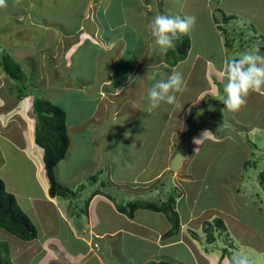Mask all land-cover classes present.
<instances>
[{
	"label": "rangeland",
	"instance_id": "374dc122",
	"mask_svg": "<svg viewBox=\"0 0 264 264\" xmlns=\"http://www.w3.org/2000/svg\"><path fill=\"white\" fill-rule=\"evenodd\" d=\"M38 1L43 5L36 4ZM69 1L66 0V5ZM77 1L88 2V7L74 10L64 7V4L57 5L56 2L44 10L43 6L48 0H6V6L0 7V63L5 64L12 60L7 59V56L11 55L25 73V85L40 94V98L53 102L66 112L70 146L65 159L56 167L55 177L60 185L77 192L71 205L60 198V204L65 206L69 218L78 229L77 232L86 227L90 217L95 219V209L100 207L99 203L104 202L101 198L89 202L96 189L98 191L100 188L104 192L103 196H111V193H114L113 201L117 204L116 207L127 205L131 201H165L169 196L176 195L178 190L182 198L177 199V211L184 228L193 227L188 230H196L194 228H201L214 216H219L224 221L228 233L223 234V238L217 237L216 243L208 249L216 248L218 254L226 256H230L233 251H244L252 260V264H264V183L260 175L264 171V125L254 133L242 130L239 124L243 122V118H240L239 124L234 122V112L226 111L223 105V94L217 105H214L213 99L217 100L219 95H216L220 91L218 85L215 87L211 84L210 79L216 84L218 82L214 73L206 72L203 60H199L191 69L192 61L197 55L211 60L219 69L222 68L225 58L237 59L241 53L253 46L259 54L264 55V0H111V6L113 2L124 3L121 10L118 7L106 9L107 18L112 24H102V14L101 20L97 18L100 7L107 8L110 0ZM76 11L87 12L85 20L88 19V22L85 26L88 30L93 26L104 27L105 33L101 29L104 41L121 37L124 43L127 42L126 46L123 43L121 52L117 49L120 46L113 51H106L103 44L97 46L87 41L72 52L75 48L73 46H76L72 45L74 40L78 42L80 38L79 31L71 35H75L73 38H67L63 36L65 34L62 30L71 32L82 25L81 18L75 16ZM156 14L196 17L195 26L186 35L190 41L188 56L175 67L173 63L180 57L179 53L174 48L162 53L146 30L147 23ZM59 17H63L64 21L68 20V24ZM115 20L123 24L115 25ZM56 25L61 28L55 31L48 28ZM112 26H115L114 30L109 31ZM68 50H71L70 53ZM114 59L115 65L112 64ZM152 65L154 67L149 72ZM173 70L180 71L187 83L186 90L177 94L179 102L195 103L204 90L201 103L207 105L201 110L197 107L199 104L194 106V110L188 111L187 118L184 116L182 122L180 119H168L169 113L175 109L174 105L162 103L157 108L160 111L158 117L153 116L156 109L148 111V90L156 80L166 79ZM111 72L116 79L114 83L128 80V83L133 85L125 90L131 97L122 93L110 106V115L98 121L95 114L100 106L98 92L102 80L108 78ZM207 81L212 89L208 88L210 85ZM14 82L17 83L16 80L0 73V83L5 86L0 94L5 91L6 96L16 100V96L23 92L16 91ZM114 86L115 84L112 87ZM221 86L223 87V82ZM112 87L105 86L101 90L109 91ZM256 97H259L256 92L251 93L247 103H251ZM208 99L212 102L206 104ZM27 103L29 104L28 101ZM261 104L264 106V101H261ZM213 108L218 111H213ZM25 112L20 110L13 115L7 114L3 117L6 119L4 123L15 120L17 127L27 136L33 137L36 118L32 111H29L32 124L28 129L22 123V120L30 121L28 112ZM217 114L222 116V123L228 124L218 126L214 137L206 138L193 152L191 150V155L178 172L162 173L164 165L170 162L165 142L170 130L174 129L170 126H176L174 130L178 135L182 124L184 133L192 131L195 138H200L201 130L190 131L192 116L193 124L198 121L206 123L207 129L212 133L213 117ZM244 114L245 108L238 113L239 116ZM259 115L261 123H264V109ZM187 120L190 121L188 124ZM169 122L171 124L168 127ZM162 127L167 129L163 131ZM18 133L13 130V134ZM15 148L5 149L4 154L11 167H14L2 171L0 177L5 178L8 185H15L18 192H22L24 197L21 199L25 203L23 206L36 216L33 217V213L30 215L24 211L39 233L54 231L57 211H52L49 207L44 210L43 205L35 208L27 201L29 194L37 193L32 178L34 169L25 159L20 161V152L15 151ZM197 148L198 152L195 151ZM1 157L0 153V165ZM110 176L113 179H110ZM150 179L151 182L144 184ZM123 180L125 183H121ZM115 182L121 183L120 187L115 186ZM145 185L149 186L150 190L157 187V191H137ZM106 207H103V212L108 215L110 210ZM87 211L88 216L85 215ZM150 211L143 210L141 214L146 217L152 214ZM191 216L196 218L185 225V221ZM155 217H160L165 227H169L170 220L164 213ZM103 227L111 228L108 223H104ZM100 228L102 229L101 226ZM171 229L170 223L169 230ZM208 229L212 230L210 224ZM198 231L202 238H195L198 241L204 240L207 245L209 242H206L203 229ZM184 233L191 240V236L195 234H189L186 229ZM64 237L68 240L65 233ZM110 237L103 240L102 244L101 240L95 241L98 249L101 245L104 250L105 247L108 248L104 258H113L110 264L119 262L114 257L135 258L140 250L152 251L154 248L153 244L141 242L126 234H120L114 241H111ZM0 241L6 244L3 253L12 264L21 262L19 259H13L16 252L20 254L25 250L23 253L28 255L35 253L37 245L43 242L41 240L38 244L26 246L29 242L1 229ZM74 246L77 247L75 241ZM191 246V243H182L178 247L167 249V253L177 249L182 254V261L187 264L192 262L187 251ZM57 248H53L57 256L65 258L61 262L71 264L68 259L72 257V249L68 241L62 246L57 243ZM82 249L81 246V252ZM22 256L16 255L17 258ZM43 256L44 253L36 254L34 262H38ZM169 256L162 260L180 264L172 262ZM46 261L44 264H48ZM50 264L59 262L50 261Z\"/></svg>",
	"mask_w": 264,
	"mask_h": 264
},
{
	"label": "crops",
	"instance_id": "0c3cea01",
	"mask_svg": "<svg viewBox=\"0 0 264 264\" xmlns=\"http://www.w3.org/2000/svg\"><path fill=\"white\" fill-rule=\"evenodd\" d=\"M73 1L78 2L77 0H73ZM69 2H71V0ZM62 3H66V0H58L57 5H60ZM87 3L88 2L82 3V1H80L79 5L80 6L83 5L84 7H88ZM123 6H124L123 2L122 3H114L113 2L112 6H111V0H110V4L107 8H104L103 6L100 7V9L98 10L97 18L100 19L104 16V19H103L104 22L101 21V23L102 24H112L111 22H109V20L107 18L106 9H109L111 7H114V8L118 7L121 10V8ZM101 14L103 16H101ZM83 15L85 17L84 13H83ZM86 16H88V15L86 14ZM51 18L52 17H50L49 20H51ZM80 23L85 26V24L87 22L83 21V19H81ZM113 24L121 25L123 23L120 24L119 20H115V22L113 21ZM82 25H80L79 29L82 28ZM114 28H115V26H112V28L109 31H113ZM101 29L105 33L106 28H104V27H92L90 30H88L85 26V30H86V33L88 35V39L90 40V42L94 45H97V46L100 43L103 44L104 48H105L104 50H106V51H113L115 48L120 46L117 49L119 52H121L122 47H123V43H124V39L122 38V40H121V37H117L116 40H112V41L105 40L104 41V39L102 38V34H101L102 30ZM85 39L86 38H83L80 41V43L77 45V47H75V49H78L80 47V45L83 44ZM124 44L126 46L127 42H125ZM67 58H69V57H67ZM116 59H114L112 61V62H114V63H112L113 65H115ZM199 60H203V63L205 64L206 72L214 73V78L218 79L217 84L212 79H210L211 84H213L215 87L218 85L219 89H220V91L216 95V96L219 95L217 100L213 99L214 105H217L216 103H218L220 101L222 94L224 95L223 87L221 86V84L223 82V78L220 75V69L215 67L211 60L206 59L200 55H197L196 58L192 61L191 69L195 65L198 64ZM226 60L227 59L225 58L224 62ZM180 62H182V61H180ZM180 62H178V63H180ZM224 62H223V64H224ZM115 80L116 79H115L114 73H112V72L108 78L105 77L102 80L101 89L105 88V86H111L112 87L113 84H115V86L112 87L111 90H109V91H106L105 89L104 90L100 89V91L98 92V95H99L98 99L100 101V106L98 108V112L95 113L98 121L105 118V117H108L110 115V114H108L110 111V106L116 101V99L122 93H126V95H128L129 98L131 97V95L129 93L125 92V90L132 87L133 85L132 84L130 85V82L128 83V80L114 83ZM207 82L210 85V82L209 81H207ZM0 84L2 85V87H0V92H2V89L5 86L2 83H0ZM208 88L212 89L211 85ZM203 93H204V90L201 91V94H199V96L197 97L198 100L195 101V103L193 101H189V102H183L182 101L180 103V105H181L180 107L175 106V109L169 113L170 116L168 119H170V120H176V119L179 120L180 119L179 121L182 122V118L184 119V116L186 118L188 111H191L194 108V106L199 104L197 106L198 109L201 110L202 108H205L207 105H205L203 102L201 103ZM257 94L259 95V97H256L255 100H252L251 103H246V105L243 107V108H245V114L243 116L238 115L240 110L238 112H234V117L236 119L234 122L239 124L240 118H243L242 119L243 122L241 124H239L241 126V129L246 130V131H251L253 133L255 131H257L260 126L262 127L264 125V123H261L262 121L259 119V116H260L259 112L264 109V106H262V104H261V101H264L263 100L264 95H262L260 93H257ZM261 97H263V99ZM210 99H212V98H210ZM27 101L29 102V104L27 103ZM24 102H25V104H24ZM210 102H212V101H209V99H208L206 101V104L207 103L209 104ZM260 105H261V108H260ZM178 108H179V111H177ZM242 109H241V111H242ZM20 110L23 112L26 111V112H28V114H29V111H32V113H33L32 97L23 98L21 101H18L17 99L13 100L12 97L8 98L5 95V91H3L2 94H0V120H1L0 121V153L2 155L1 165H0V175H1L2 171H7L8 169H11L14 167V165H12V167H11V164L9 163L6 155L4 154L5 149L6 148H13L14 149V147L18 148V150L15 148V151L20 152V155H21L20 161L25 159V162L26 163L29 162L34 169V175L32 178L36 184V191L38 194L37 193L29 194L26 197L27 201L29 203H31L35 208L39 207L40 205H43L44 210L48 209V207L50 209H52V211L56 210L57 211L56 216L58 217L56 221L58 222V220H60V222H58V223L56 222L54 231L48 230V231H44L43 233H39V237L37 240H35L33 242L26 243V246H29L31 244H38V242H40L41 240L43 241L42 243L37 245L38 247L36 248L37 250L35 251V253L28 255V254L23 253L25 251L24 250L20 254H18V252H16L17 254L13 255V259L16 258L17 260L18 259L21 260V262H19V264H33V263L44 264V262L46 260H47L46 262H48V264H50V261L54 262V263L59 262V264H66V262H64V263L61 262V260H65V258L57 256V252H56V250L54 251L53 248L58 249L57 243L60 246H62L64 244H66L67 241H68V244L70 245V247L72 249V252L70 253L72 255V257L70 258V260L68 259V261L71 262V264H110L113 261V258H111V259H105L104 258V253L108 248L105 247V250H104L103 246L101 245V247L98 249L97 243L95 241L101 240L102 241L101 244H102L103 240H105L109 236H111L110 237L111 241H114L115 238L117 236H119L120 234H126L132 238H136V239L140 240L141 242L153 244L154 248L152 249V251L150 249H148V251H146V249L143 251L140 250L139 254H137L138 256L135 258L134 257L133 258H131V257H129V258L114 257V259H116L117 261L120 262V263L114 262L116 264H122V263H125V264H151L153 262L159 263L161 261H164L162 259H166L169 255H170L169 257L172 260V262H174V263L180 262V264H185V262L182 261L183 260L182 254H180L177 249H173L172 252L169 251V253H167V249L173 248V247H178V246L182 245V243H191L192 244V246L188 248L189 250L187 249V251L189 252L188 256L191 257L192 262H189L187 264H190V263H192V264H224V258H222L221 254H218L216 252V250H217L216 248H215V250L208 249L212 245H209V246L205 245L203 240L202 241H197V240L193 241V240L189 239L185 235L184 230L181 232V234L179 236L164 239L163 235L170 229V223H169V227H165V225L161 222L160 217H155V216L160 215V212L147 210V211L152 212V214L146 215V217H144V216H142L141 212L145 209H140V210L136 211L134 218H129L128 216H126L125 214L121 213L118 210V207H116L117 204L113 201V199H109L108 197L103 196V195H98V197L94 200V201H97L99 198L104 200V202L99 203L100 207H97L95 209V215H94L95 219L92 220V218L90 217L86 227H84V229H82V231L79 229V233H78L77 232L78 229L75 228L71 218H69L67 211L65 209V206L63 204H60V200H58L57 198H51L49 195V184H48V179L46 177V171L44 168V159H43L44 158V150L36 144L35 136L34 135H33V137H31V135L27 136V134H25L21 128H19L15 125V122H16L15 120L12 121L11 123H6V124L4 123V121L6 120V119H3L4 116H6L7 114L13 115L15 112L19 113ZM100 111H102L103 113H101ZM213 111H218V109L213 108ZM159 112L160 111L156 109V114H153V116L158 117ZM115 115H117V114L115 113ZM18 116L20 118V115H18ZM28 116H29L30 121L26 122L25 120H22V123H24L23 125L29 129L31 124H32V117L30 116V114ZM192 118H193V116H192ZM192 118H191V123H190V127H191L190 130L195 129L197 127H200L201 130H208L209 131V129H206V127H204V123H202L201 121H198L197 124H193ZM213 118H214V120H213L214 133L216 131V128H218V126L220 127V126H224V125L228 124L227 122H225V123L221 122L222 116L219 114L215 115ZM155 121H157V120H155ZM188 122H190V121H188ZM177 123H179V122L177 121ZM36 124H37V121L35 122V128H36ZM170 124L171 123L169 122L168 127L170 126ZM67 127H68V125H67ZM170 127H174V129H175L176 126L171 125ZM247 127H251V128H247ZM162 129L164 131L167 128L162 127ZM174 129L170 130V135L165 141L166 142V149L169 152L168 154H170V159L173 156L174 147L176 146V143L180 141L179 137L182 136V134L184 133V129H183L182 124H181V128H180L181 130H180L178 135H176L177 132ZM13 130H17V132H19L18 135L13 134ZM30 134H31V132H30ZM212 137H214V136H212ZM158 142H162V141L158 140ZM5 145H6V147H5ZM4 147H5V149H4ZM168 166H169V164L164 165V167L162 169V173H163V171L164 172L166 171L165 169H166V167L168 168ZM2 179L4 180L5 184H7V181L5 180V178H2ZM110 179H113V177H110ZM151 181H152V179L148 180L147 182H144V184L149 183ZM121 183H125V180H123ZM120 184H117L116 182L114 183V185L117 187H120ZM6 187H7V190L9 192H12L16 196L20 207L23 210H26V208L23 206L25 203L21 199L24 197L22 195V192L21 191L18 192L16 186L12 185V184L11 185L7 184ZM147 188H148L147 186H144V187L142 186L137 191H145V189H147ZM149 191H155L156 192L157 187H155L153 190L149 189ZM104 206H107L106 209L110 210L108 215L103 212ZM26 211L30 215L33 213V215H34L33 217L36 216V214L34 212L31 213L30 210H26ZM195 218H196V216H194V217L191 216L189 219H187L185 221V225H187L189 222H191ZM97 221H98V223H97ZM104 223H108L111 226V228L105 229L103 227ZM100 226L102 227V229L100 228ZM190 228H193V227H190ZM190 228H186V229H190ZM194 229H196L195 231H198L201 228H194ZM64 233L67 235L68 240L64 237ZM69 236H70V238H69ZM51 240H54V241L51 242ZM199 240H200V238H199ZM74 241H75V245L77 244V247L74 246ZM54 243H56V245H54ZM80 245L83 247L82 252L80 251V249H81ZM93 245L95 246V248H93L94 247ZM42 253H44V256L42 257V259L39 260L38 262H34V256L36 254H42ZM16 255H18V256L26 255V256L23 259L22 258L23 256L21 258H17ZM125 259H126V261H125ZM13 264H14V262H13Z\"/></svg>",
	"mask_w": 264,
	"mask_h": 264
},
{
	"label": "clouds",
	"instance_id": "9594fccd",
	"mask_svg": "<svg viewBox=\"0 0 264 264\" xmlns=\"http://www.w3.org/2000/svg\"><path fill=\"white\" fill-rule=\"evenodd\" d=\"M63 4L65 5L64 7H70L74 10H76L77 8L79 9L80 7H84L83 5L82 6L79 5L80 2H74L73 0H71V2L68 3V5H66V3H62V5ZM4 6H6V0H0V7H4ZM84 8L86 9L87 7ZM84 14L86 16L87 12ZM75 16L83 19V21L85 20L83 13H79L78 11H76ZM59 18L63 20V17H59ZM85 21L88 22V19ZM63 22L65 24H68V20L65 21L63 20ZM195 23H196V17L192 15L181 17V16H171L166 14H156L147 23L146 30L149 32L152 40L154 41L155 46L162 53H167L169 49L175 47V41L179 38V36L187 35L195 26ZM79 27L75 28L71 32L68 31L64 32V30H62V32L65 34L63 36H67V38H73L75 35L74 36L71 35L79 31L80 38L78 42L74 40V43L72 45H76V46L73 47H77V45L80 43V41L83 38H86L83 44L86 43L87 41H90L88 39V35L86 33L85 28H83L82 26V28L79 29ZM48 28L55 31L61 28V26L56 25ZM71 50H68V52ZM74 50L76 51L77 49L74 48L72 52H75ZM153 67H154L153 65L150 66L149 72L153 69ZM220 75L223 78V93H224L223 105L225 106L226 111L238 112L239 110H241L246 105L248 96L253 92L264 95V55L259 54L255 46H253V48L251 49L245 50L243 53H241V55L237 59L226 60L222 68L220 69ZM186 88H187V83L183 77V74L177 70H173L166 79L156 80L155 83L147 92L148 111L157 109L162 103L180 107L181 105L177 98V94L183 93L186 90ZM187 124H188V120H187ZM207 125L208 124L204 123V127H206V129H207ZM247 128H251V127H247ZM197 129L201 130L200 127H197L194 130L197 131ZM201 131L202 134L200 138H195L196 136L194 133H192V131L189 133H183L182 136L179 137L180 141L177 142L176 146L174 147L175 150L173 152V156L170 159V162L174 157V155L176 154L177 150L180 148V146L185 141H187L189 145V151L186 154L181 164L180 167L181 169L184 162L191 155L190 153L191 150L193 152L194 148L199 146L206 138L208 137L211 138L210 136H215L214 129L212 132L213 134L208 130H205L204 132L203 130ZM247 132L251 133V131H247ZM127 135L128 134L126 133V136ZM195 151L198 152L199 148H197ZM170 162H169L168 170L166 171L170 173H176L170 170ZM245 166L247 167L248 164H246ZM260 175L262 178V183H264V171L261 172ZM147 187L148 188L145 189V191L150 189L149 186ZM175 188L177 189V187ZM173 196L175 197V209L179 216V213L177 211V207H178L177 199L182 198L181 192L177 190V194ZM96 197H98V195H96L94 199ZM94 199L91 202H93ZM216 219H221V218L219 216H214L210 219V221H206L204 226L202 225L201 227V229H203V232L206 235V242H209L207 243V246L215 244L217 237L223 238V234L228 233L227 231L228 229L222 219L221 220L225 226V230L222 233L219 232V228L216 227V224L214 222ZM206 224H210V228H212L211 231L214 236L213 242L208 240V234H206V231H204ZM184 229L186 228L182 227V224L180 222V230L178 235L176 236H179ZM186 230L188 231L189 234L191 232H195V234L193 233V236L190 235L193 241L197 240V238L195 237H199L200 239L202 238L200 236L201 234L200 231L188 230V229ZM169 231L170 230H168L167 232ZM203 242L205 244L204 240ZM222 258H224V264H252V260L244 251H233L230 256L222 255Z\"/></svg>",
	"mask_w": 264,
	"mask_h": 264
},
{
	"label": "trees",
	"instance_id": "16d2710c",
	"mask_svg": "<svg viewBox=\"0 0 264 264\" xmlns=\"http://www.w3.org/2000/svg\"><path fill=\"white\" fill-rule=\"evenodd\" d=\"M48 1L49 2H46L43 6L44 10L47 7H51L54 3L56 4V2L58 3V0ZM36 4L39 6L43 5L41 4V1H38ZM189 47L190 41L186 35L180 36L175 41L174 49L179 53L180 57L173 63V66H176L178 62L186 59L190 49ZM10 58L12 60L9 62L5 64L0 63V73H3L5 77L16 80L17 83L14 82L13 84L15 85L16 91L23 92L20 96H16L18 101H21L23 98L32 97L33 114L37 121L35 142L44 150L43 159L49 184V195L51 198H57L58 200L63 198L71 205V201L77 196V192L60 185L55 177L56 167L65 159L70 146L66 112L53 102L40 98V94L35 93L31 90L30 86L25 85L27 79L25 78L24 71L12 56L8 55L7 59ZM20 81L21 83H19ZM25 86H27V89H25ZM96 195H104V192L101 191L100 188L98 191L96 189L93 192L92 197L89 199V202H91ZM105 196L109 199H113L114 193H111V196L110 194H105ZM140 209L164 213L168 217L172 224V229L163 236L164 239L178 235L180 221L177 212H175V197L173 195H171L168 200L161 202L131 201L127 205L118 207V210L129 218H134L136 211ZM85 215L88 216V211ZM214 222L216 227L219 228V232L222 233L225 230L222 220L216 219ZM208 225L209 224L205 225V231L208 233V240L213 242L214 236L212 231L208 229ZM0 229L25 242H33L39 237V231L36 225L20 207L16 196L7 190L6 184L2 178H0ZM4 247H6V244L0 241V264H12L9 258L6 259L4 256ZM151 264L172 263L163 261Z\"/></svg>",
	"mask_w": 264,
	"mask_h": 264
},
{
	"label": "water",
	"instance_id": "95a60500",
	"mask_svg": "<svg viewBox=\"0 0 264 264\" xmlns=\"http://www.w3.org/2000/svg\"><path fill=\"white\" fill-rule=\"evenodd\" d=\"M189 151L188 142L185 141L180 148L177 150L176 154L170 162V170L173 172H178L180 170L181 164Z\"/></svg>",
	"mask_w": 264,
	"mask_h": 264
}]
</instances>
